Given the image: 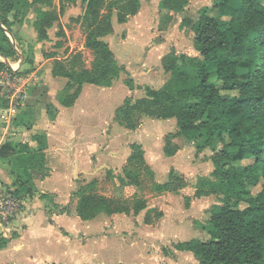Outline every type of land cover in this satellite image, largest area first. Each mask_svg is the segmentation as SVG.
Instances as JSON below:
<instances>
[{"label": "trees", "instance_id": "1", "mask_svg": "<svg viewBox=\"0 0 264 264\" xmlns=\"http://www.w3.org/2000/svg\"><path fill=\"white\" fill-rule=\"evenodd\" d=\"M23 1L0 0V56L6 60L18 59L17 48L6 33H11L15 21H20L27 13L28 6L26 0ZM48 1L34 2L45 5L50 3ZM83 1L86 3L82 19L87 34L86 47L95 59L91 69L81 70L75 67L67 69L58 61L53 63L52 76L67 79V96L61 102L64 107L74 103L83 85L110 87L121 73L126 72L103 41L112 32L111 15L103 16L101 13L104 0ZM189 1L160 0L158 11L160 14L169 13L167 19H170L172 13H182ZM117 2L119 24L135 16L140 6V0ZM210 2V6L199 10L195 22L188 19L181 22L182 27L189 26L193 30L196 58L178 55L172 48L164 56L163 70L169 74L168 81L159 90L145 87L146 97L138 100L135 103L137 106H132L130 98H126L115 111L114 121L123 123L124 117L133 110L147 118L175 119L177 137L193 143L198 153L206 149L212 152L210 160L214 171L211 176L214 182L209 184L208 192L216 195L219 205L209 209L210 219L202 226L207 238L177 245L176 249L191 252L199 264H264L263 0ZM210 13L215 16L212 17ZM45 18L40 27L36 24L40 41L47 39L46 28L51 27L55 20L52 14H47ZM225 18L227 21L223 22ZM244 61L248 62V67L246 79L243 80L239 69ZM186 67L195 75L187 73ZM5 69L9 68L0 62V71ZM124 85L130 91L134 89L131 78L125 80ZM232 92L236 95L222 96V93ZM5 106L6 101H3L2 107ZM48 114L54 118L49 110ZM135 126L127 124L122 127L131 130ZM171 137H166L164 151L167 156L177 150L172 146ZM31 142L33 146L5 142L0 147V161L10 164V191L17 197H32L35 192L34 174L45 176L46 137L37 134L31 138ZM131 150L130 161L139 159L143 163L140 147L132 145ZM245 161L248 163L243 165ZM125 177L132 179L127 170ZM119 182L124 184L120 178ZM175 182L170 181L156 187V190L175 192L183 186V181L176 178ZM257 186H260L259 192L251 195L248 188ZM202 193L198 190L196 196ZM45 197L40 195V198ZM74 197L78 199L77 213L83 220H91L102 212L125 211L120 203L84 195L81 190L74 192ZM142 207L139 204L136 209ZM3 246L4 243L0 241V248Z\"/></svg>", "mask_w": 264, "mask_h": 264}, {"label": "crops", "instance_id": "2", "mask_svg": "<svg viewBox=\"0 0 264 264\" xmlns=\"http://www.w3.org/2000/svg\"><path fill=\"white\" fill-rule=\"evenodd\" d=\"M11 42L17 48L18 59L6 60L0 56V62L11 68L13 66L10 60H13L18 69H21L24 56L22 57V51L18 50L16 42ZM162 49V45L155 49L153 53L156 57V53H162ZM170 50L161 55L165 56ZM16 67L14 70H17ZM50 75L52 77V71ZM168 79L169 76L162 83L163 81L158 82L147 75L140 79L141 82L134 84V89L142 86L143 89L148 87L159 90ZM116 80L110 87L83 85L70 107L61 104L59 93L56 95L57 103H48L53 107L54 118H50L46 107L48 104L42 103V98L33 106L19 109L9 123L2 124L0 121V147L5 142L33 146L31 138L37 134H43L47 144L45 176L34 174L33 179L34 194L38 195L35 198L33 194L30 197L32 201L24 202L25 207L14 225L12 235L0 239L4 243L0 248V264H199L191 252L180 251L176 247L192 240L207 238L202 226L210 219L209 209L219 205L216 195L208 192L209 184L214 182L211 176L214 171L210 160L212 154L205 162L212 165L210 174L190 175V172H197L203 167L199 162L190 166L191 159L197 155L199 161L201 153L196 151L193 143L176 136L178 130L175 119L163 120L167 124H158L148 120L157 119L145 118L138 130L139 126L130 130L117 124L114 121L115 111L123 105L126 98H131L134 89L130 91L124 81ZM65 85L66 82L63 87ZM25 103L26 98L22 105ZM116 103L118 104L116 107L114 105L111 113V123L113 128L118 125L123 133L120 136L128 140V146L124 148V154L112 159L109 162L111 166H107L106 162L101 163L108 156V105ZM39 117H45V120L40 122ZM169 135L172 136V146L177 147V150L167 156L164 147ZM122 138L113 134L108 146L120 141L122 147L126 142ZM132 145L142 150L144 162L153 175L155 190L170 181L176 184V178L183 181V186L175 192L164 190L158 193L164 195L169 202H144L142 198L136 197L139 184H130V180L125 177V166L130 161ZM0 163L4 165V162ZM101 165L108 172L113 170L118 186L126 189L125 193H130L137 201L115 202L120 203L125 211L110 214L102 212L91 220H83L77 213L78 199L74 197L77 179L73 176L76 173L84 174L82 178H86L90 176L86 174L90 171L94 175ZM1 172L11 189L12 176L7 168ZM119 178L124 184L119 182ZM80 179L79 176L78 180ZM198 190L203 192L201 196H196ZM40 195L46 197L39 198ZM213 197L215 201L210 202ZM139 204L143 207L137 210ZM200 209L203 212H200L199 219ZM174 216H177L175 222ZM179 216L189 217L191 223L190 219L181 221ZM126 232L129 234H124Z\"/></svg>", "mask_w": 264, "mask_h": 264}, {"label": "rangeland", "instance_id": "3", "mask_svg": "<svg viewBox=\"0 0 264 264\" xmlns=\"http://www.w3.org/2000/svg\"><path fill=\"white\" fill-rule=\"evenodd\" d=\"M34 1L35 0L25 1L26 6H28L27 13L21 17L20 21H15L11 33H6L10 41L16 42L18 50L22 51V55L24 56L21 69H18L17 63L15 64L13 60H10L13 68L17 66V72L20 75L25 76L27 73L32 76V81L29 83L30 85L27 87L25 94L26 103L19 109L25 106H33L35 102H38L42 98V103L45 102L47 105L48 103H57L58 99L62 102L67 96L65 93L67 91L66 85L63 87L65 82L67 84V79L62 77H51L50 75L55 61H58L67 69L75 67L76 70H81L91 69L95 59L93 53L86 47L87 34L84 32L82 26V19L86 11V3L83 0H49L50 3L45 5H40ZM22 2L24 1L22 0ZM32 2L33 4H30ZM158 2L160 1L140 0L137 14L129 17L126 23H124L126 25V27H124V24H119L117 22V0H104L101 13L103 16L111 15L112 32L110 35L104 37L103 41L113 52L118 64L124 66L126 71L120 74V78L116 80L117 82H123L131 78L135 84L136 82H141L140 79L148 75L151 76V79H155L158 82L163 81L162 83H164L169 74L163 71L165 57L161 54L168 52L171 48H173L178 55L186 54L191 57V59L196 58L197 53L193 50V30L189 26L182 27L181 22L184 19L195 22L199 17V10L204 6H210L211 2L208 0H190L182 13L174 14L170 19H167V14L169 13H159L158 8H156ZM47 14H52L55 20L51 27L46 28L47 39L40 41L36 32V24L40 27L43 20L46 19L45 17ZM210 15L212 17L215 16L211 13ZM222 21L226 22L227 19H222ZM161 45L163 46L162 53L157 52L156 57L153 52ZM4 62H6V60H4ZM247 67L248 62L244 61L239 69L240 77L243 80L246 79ZM185 70L190 75H195L189 67H186ZM158 74H160V77H157ZM61 88H63L62 91H60ZM73 91L72 89L71 92ZM58 94L59 96L57 99L56 95ZM233 95H236V93H222L224 97ZM145 97L146 93L142 86L135 88L134 94H132L130 98L131 105L137 106L135 103ZM122 101L123 100L120 101V105ZM2 103L3 101H0V108L2 107ZM117 104L118 103L108 105V126L106 132L108 142L106 150H108V156H106L101 163L103 164L106 162L105 164H107V166H111L109 162H111L112 159H116L120 157V154H124V148L128 146V140L120 136V134L123 135V133H121L118 125L113 128L111 123V113L114 105L116 107ZM46 107L52 112V105L48 104ZM138 113L137 110H133L124 117L123 123L117 124H121V126L136 124V128L139 126L137 128L138 130L143 124L142 120L147 118L142 114L138 115ZM44 118L45 117H39L40 122L44 121ZM13 120H16V118ZM148 120L155 121L158 124H167L166 121L163 120ZM113 134L119 139L121 137L123 141L126 140L122 147H120V141L108 146ZM211 154V151L204 150L200 154L201 158L199 161H197L199 158L196 157L197 155L193 157L190 161V166L192 167L199 162L203 164V167L201 169L199 168V171L190 172L189 174H210L212 165H207L205 162L208 161ZM94 160L96 161V159ZM247 163L248 162L245 161L242 164L246 165ZM125 167H127L126 170L129 171L130 178H132L129 180L139 183L140 188L138 189V193H136V197L142 198L144 202H169L167 201L168 199L164 198V195H159V192H156L153 175L144 161L143 163L139 161V159L129 161ZM6 168L9 172L10 164L7 162H4V165L0 163V183L6 191H9L12 188L10 189V184L6 183V179H3L1 175V171L3 170L4 172ZM106 171L107 169L101 165L94 175L91 174L92 171L86 173L88 175L90 174V176L86 178H82L84 174L77 175L76 173L73 176L77 179L76 191L81 190L84 195L94 196L95 198H106L109 202H136L137 199L132 198L133 196L129 195L130 193H125L126 189L118 186L116 175L112 174L114 171ZM79 176L81 177L80 180H78ZM248 190L251 195H255L259 192L260 186L248 188ZM37 195L38 193H35L34 197L36 198ZM125 198L127 199L125 200ZM22 200L23 202H30L33 199L23 196ZM214 201L215 198L213 197L210 202ZM241 207H243V205ZM200 212H203L202 209H200L198 214L199 219ZM174 213L176 215V212ZM174 218L173 222L176 221L177 216H174ZM179 219H181V221H187L190 218L179 216ZM124 234L129 233L126 232Z\"/></svg>", "mask_w": 264, "mask_h": 264}, {"label": "built area", "instance_id": "4", "mask_svg": "<svg viewBox=\"0 0 264 264\" xmlns=\"http://www.w3.org/2000/svg\"><path fill=\"white\" fill-rule=\"evenodd\" d=\"M31 77L18 74L13 67L0 71V101H6V106L0 108V121L4 124L9 123L22 106ZM23 207L22 197L6 191L0 183V239L12 235Z\"/></svg>", "mask_w": 264, "mask_h": 264}]
</instances>
